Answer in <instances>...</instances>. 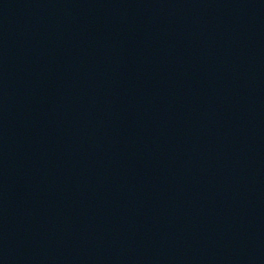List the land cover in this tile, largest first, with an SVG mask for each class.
Segmentation results:
<instances>
[{
	"label": "water",
	"instance_id": "obj_1",
	"mask_svg": "<svg viewBox=\"0 0 264 264\" xmlns=\"http://www.w3.org/2000/svg\"><path fill=\"white\" fill-rule=\"evenodd\" d=\"M0 264H264V0H0Z\"/></svg>",
	"mask_w": 264,
	"mask_h": 264
}]
</instances>
